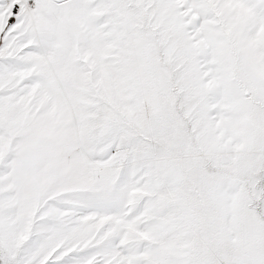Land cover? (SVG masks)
Segmentation results:
<instances>
[{
    "label": "snow or ice",
    "instance_id": "snow-or-ice-1",
    "mask_svg": "<svg viewBox=\"0 0 264 264\" xmlns=\"http://www.w3.org/2000/svg\"><path fill=\"white\" fill-rule=\"evenodd\" d=\"M0 264H264V0H0Z\"/></svg>",
    "mask_w": 264,
    "mask_h": 264
}]
</instances>
